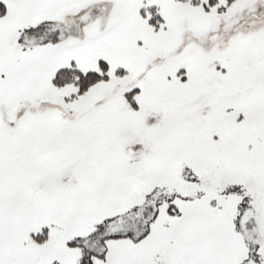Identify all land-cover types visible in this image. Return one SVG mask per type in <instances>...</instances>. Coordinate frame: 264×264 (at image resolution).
I'll return each instance as SVG.
<instances>
[{
	"label": "snow or ice",
	"instance_id": "1",
	"mask_svg": "<svg viewBox=\"0 0 264 264\" xmlns=\"http://www.w3.org/2000/svg\"><path fill=\"white\" fill-rule=\"evenodd\" d=\"M0 264H264V0H0Z\"/></svg>",
	"mask_w": 264,
	"mask_h": 264
}]
</instances>
